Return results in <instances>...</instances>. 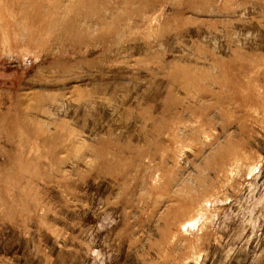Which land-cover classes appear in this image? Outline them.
Masks as SVG:
<instances>
[{
    "label": "rangeland",
    "instance_id": "rangeland-1",
    "mask_svg": "<svg viewBox=\"0 0 264 264\" xmlns=\"http://www.w3.org/2000/svg\"><path fill=\"white\" fill-rule=\"evenodd\" d=\"M0 264H264V0H0Z\"/></svg>",
    "mask_w": 264,
    "mask_h": 264
}]
</instances>
